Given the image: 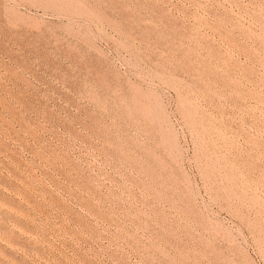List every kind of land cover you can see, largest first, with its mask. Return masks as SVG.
<instances>
[{
    "label": "rangeland",
    "instance_id": "obj_1",
    "mask_svg": "<svg viewBox=\"0 0 264 264\" xmlns=\"http://www.w3.org/2000/svg\"><path fill=\"white\" fill-rule=\"evenodd\" d=\"M0 264H264V0H0Z\"/></svg>",
    "mask_w": 264,
    "mask_h": 264
}]
</instances>
